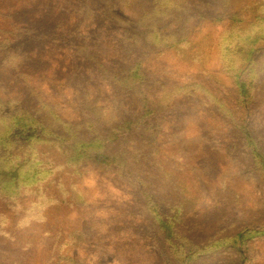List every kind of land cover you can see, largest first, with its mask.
Returning <instances> with one entry per match:
<instances>
[{
	"label": "rangeland",
	"instance_id": "obj_1",
	"mask_svg": "<svg viewBox=\"0 0 264 264\" xmlns=\"http://www.w3.org/2000/svg\"><path fill=\"white\" fill-rule=\"evenodd\" d=\"M131 1L0 0L1 36L6 37L5 31L12 33V44H21L31 60L25 65L24 54L19 52L9 64L2 65L7 72L0 73V87L13 98L24 100L25 85L17 83L12 74L15 67L25 65L20 79L32 85L36 100L34 106H28L38 108L42 100L59 102L66 117L77 123L90 117L84 98L91 105L97 101L98 106H109L115 97L122 100L118 90L77 54L74 44L100 52L106 64H114L120 42L128 40L126 33L142 29L137 25L124 26L118 19L124 16L136 20ZM205 1H187L189 10L184 19L189 20L190 32L186 49H144L140 44V51L132 48L126 65L142 63L148 75L142 90L153 97L169 96L162 99V110L157 116L145 119V129L155 132L154 137L140 141L137 136H130L115 143L112 150L140 154L133 162L131 174L146 182L150 180L147 186L155 185V202L161 195L189 199L186 222L191 228L182 234L203 248L195 250L208 252L196 256L190 264H264V234L250 236L238 245L229 240L247 229L264 230V179L256 174L241 128L248 125L257 144L264 148V75L256 99L242 107L234 101L240 90L232 76L225 74L221 60L222 41L233 14H250L246 24L255 16L246 9L247 0L226 6L230 8H223L221 2L211 6ZM9 13L13 15L7 17ZM180 21V13L168 11L157 14L152 24L161 33H170L178 30ZM70 36L74 43H66ZM260 62L264 65L263 56ZM127 101L131 113L135 110L143 114V105L136 96ZM221 101L228 105L226 109L217 107ZM230 103L236 107L230 109ZM103 174L86 167L83 176L76 180L88 203L74 208L44 204L42 213L47 212L49 219L37 223V232L48 233L35 237L29 248H22L4 234L31 232L38 199H26L34 222L25 225L24 221L29 222L24 219L25 212L19 210L17 215L0 198V214L8 212L11 216L3 232L0 228V264H59L56 236L68 220L78 226L87 222L93 226L92 240L77 242L68 251L81 264H177L164 254L159 234L142 213L147 205L132 193L130 181H115ZM50 194L61 196L55 185ZM219 240L221 248L217 250L213 246Z\"/></svg>",
	"mask_w": 264,
	"mask_h": 264
},
{
	"label": "trees",
	"instance_id": "obj_2",
	"mask_svg": "<svg viewBox=\"0 0 264 264\" xmlns=\"http://www.w3.org/2000/svg\"><path fill=\"white\" fill-rule=\"evenodd\" d=\"M187 1L133 0L129 2L132 11L137 16L136 20L124 16L118 19L124 26L137 25L142 29L126 33L128 40L120 42V50H117L119 56L113 57L114 64L112 65L104 62V57L100 52L92 51L80 43L74 44L77 54L90 62L110 85L118 90L122 98L118 100L115 97L109 106H98L97 101L91 105V102L84 98L83 105L89 109L90 117L78 123L66 117L63 110L58 107L59 102L49 103L42 100L38 108L28 106L29 104L34 106L35 94L32 85L27 81L24 82L20 77L23 76L21 69L31 60L27 50L24 51L21 44H12L14 41L12 33L5 31V38L0 34V73L7 72L2 65L9 64L19 52H23L25 61V65L18 69L15 67V72L12 74L17 83H24L23 96L25 99L13 98L0 87V198L17 215L20 214L19 210L25 212L24 219L29 221H24L25 225H31L36 221L33 224L34 227L30 226V233L23 235L7 232V234L3 233L5 236L15 240L22 245V248H29L35 237L48 233V230L37 232L39 230L37 223L41 224L43 219H49V216L46 217L47 212L42 213L45 208L44 204H49L51 208L63 206L74 208L88 203L87 198L76 185V180L83 176L86 167H90L105 173L103 175L110 176L115 181L116 179L124 183L130 181L128 182L134 187L132 193L137 199H143L144 205H147V210L145 209L142 213L152 222L159 234L166 256L174 258L177 264H190L196 256L204 252L208 253L204 250H195L199 247L182 234L183 230L191 228L186 222L189 214L187 207V202L190 203L189 199L185 198L186 202L181 197L161 195L160 200L155 202V185L147 186L150 180L146 182L131 174L133 162L137 157H141L140 154L112 150L115 143L130 136H137L136 138L140 141L154 137L155 132H148L145 129L147 126L145 119L157 116L162 110L160 109L162 99H166L169 95L153 97L144 89L142 90L148 82V75L142 68L141 62L126 65L127 58L133 50H141L139 44L143 45L144 49L148 47L150 49L166 47L176 51L186 49L187 36L190 32L189 20L184 19L189 10ZM235 1L238 0H206L205 2L211 6H216L221 2L223 8H230L226 6ZM245 5L246 9H250L255 16L254 20L246 24L245 19L250 14H233L231 25L221 45V60L225 65V74L232 76L237 89L240 90L236 93L234 101L239 102L242 107L245 102L253 103L252 101L256 99L258 87L264 75V65L260 62V57H264V0H247ZM114 7L116 13L118 6ZM86 9L88 12V8ZM168 11L180 13L181 21L178 30L161 33L153 26L152 21L157 14H165ZM12 15L13 13H9L7 17ZM72 38L73 36L67 38L71 40H66V43H74ZM139 39L147 46L139 43ZM104 53L109 54L107 51ZM2 76L0 75V80ZM242 95L245 96L244 100ZM132 96L140 100L143 105V114L139 115L135 110L131 113L126 107L129 105L127 98ZM96 99L99 100V97ZM231 104L233 103L229 104L230 109L236 107ZM216 105L222 109L228 106L226 103L222 104V101L221 104ZM241 128L246 144L252 153L256 174L264 179V148L257 144L256 135L248 125L241 126ZM153 152L155 149L151 154ZM143 153L145 158L146 153ZM54 185L61 194L60 198H55L53 195V198L51 197L50 188ZM32 196L39 200L35 204L37 217L34 221L31 220L34 213L30 214L31 210L27 208L29 205L26 203V199ZM10 221L11 216L8 212L0 214L2 232ZM78 225L68 220L56 236V246L60 247L56 258L59 264H81L74 255H68V251L76 246L77 242L92 240L94 235L93 226L90 223ZM255 234H264V230L247 229L229 240L238 245L239 241L244 243L247 238ZM213 247L220 249L221 240L215 242Z\"/></svg>",
	"mask_w": 264,
	"mask_h": 264
}]
</instances>
